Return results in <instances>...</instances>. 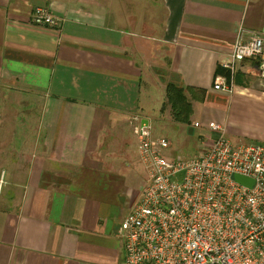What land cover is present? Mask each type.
I'll use <instances>...</instances> for the list:
<instances>
[{"label": "crops", "instance_id": "1", "mask_svg": "<svg viewBox=\"0 0 264 264\" xmlns=\"http://www.w3.org/2000/svg\"><path fill=\"white\" fill-rule=\"evenodd\" d=\"M38 7L58 27L34 26ZM241 30L264 36V0H0V113L8 98L38 101L25 112L36 113V136L0 162V264L122 262L121 223L148 184H128L134 118L151 127L156 101L176 123L169 83L192 104L191 125H180L192 135L199 124L207 140L195 157L216 138L211 124L234 144H264L258 63L234 77L223 68ZM218 77L232 92L214 90Z\"/></svg>", "mask_w": 264, "mask_h": 264}, {"label": "built area", "instance_id": "2", "mask_svg": "<svg viewBox=\"0 0 264 264\" xmlns=\"http://www.w3.org/2000/svg\"><path fill=\"white\" fill-rule=\"evenodd\" d=\"M31 23L58 27L45 7L34 10ZM246 33L237 35L223 68L234 77L241 63L254 60L264 82V36L245 39ZM214 90L230 93L233 82L218 77ZM134 122L148 184L121 223L125 255L120 264H264V144H234L211 124L208 130L216 138L204 153L170 160L164 153L171 143L153 138L142 118ZM237 176L252 185L237 182Z\"/></svg>", "mask_w": 264, "mask_h": 264}, {"label": "rangeland", "instance_id": "3", "mask_svg": "<svg viewBox=\"0 0 264 264\" xmlns=\"http://www.w3.org/2000/svg\"><path fill=\"white\" fill-rule=\"evenodd\" d=\"M163 54L164 52L160 53V56ZM157 56L159 57V55ZM144 93L147 94V92ZM145 94H143L142 97L143 101H146V98L144 99L146 96ZM18 98H8L7 103L10 104L9 108L0 113V162L5 160V157L9 154L14 153L13 150L15 147H12V144L15 146L17 140H19V148H21L23 147L21 143L28 144L27 141L30 140L34 134L36 136V131L32 130L35 123L36 113L32 114L25 112L26 110H30L31 112V109L36 107L38 101H32L30 98ZM18 102L19 104H17ZM151 107H157L158 109L156 110L157 112H153L154 118H151L152 136L154 138H165L171 143L170 151L165 153L167 159L190 160L204 149L203 142H206L207 140L201 138L203 135H201L199 129H195V133L191 135L187 127L178 123H170L165 120V117L163 118L159 114L161 107L159 102L157 104L156 101H153ZM17 124H19V136H16L17 131H15V128L18 127ZM133 140L135 142L133 146L134 148L136 147V144H138V140L137 138H133ZM2 142L3 145L11 143V147L2 146ZM136 158L134 169L128 170V184L131 188L140 192L142 185H144L146 179H148V174L144 166L141 164L138 154ZM3 171L4 168L0 166V176L3 175ZM2 179L3 178H0V198L3 197L5 192ZM4 204L5 202L2 200V202H0V207L4 208Z\"/></svg>", "mask_w": 264, "mask_h": 264}, {"label": "trees", "instance_id": "4", "mask_svg": "<svg viewBox=\"0 0 264 264\" xmlns=\"http://www.w3.org/2000/svg\"><path fill=\"white\" fill-rule=\"evenodd\" d=\"M166 98L173 120L176 123L190 126L192 104L187 98L186 91L175 84L169 83L166 87Z\"/></svg>", "mask_w": 264, "mask_h": 264}, {"label": "water", "instance_id": "5", "mask_svg": "<svg viewBox=\"0 0 264 264\" xmlns=\"http://www.w3.org/2000/svg\"><path fill=\"white\" fill-rule=\"evenodd\" d=\"M236 180H237V182H239V183H241L243 185H247V186H251L252 185L251 181H249V180H247L245 178L239 177V176L236 177Z\"/></svg>", "mask_w": 264, "mask_h": 264}]
</instances>
